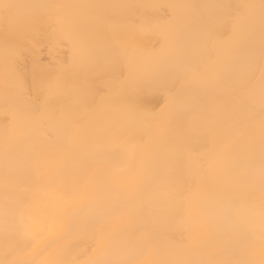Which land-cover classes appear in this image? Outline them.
Masks as SVG:
<instances>
[{
  "label": "snow or ice",
  "instance_id": "6c2138e0",
  "mask_svg": "<svg viewBox=\"0 0 264 264\" xmlns=\"http://www.w3.org/2000/svg\"><path fill=\"white\" fill-rule=\"evenodd\" d=\"M29 7L0 0V264H264V23L230 3L171 4L164 25L128 14L150 4ZM44 41L64 59L38 75ZM175 232L191 241L162 245Z\"/></svg>",
  "mask_w": 264,
  "mask_h": 264
},
{
  "label": "bare ground",
  "instance_id": "6f19581e",
  "mask_svg": "<svg viewBox=\"0 0 264 264\" xmlns=\"http://www.w3.org/2000/svg\"><path fill=\"white\" fill-rule=\"evenodd\" d=\"M9 3L13 5L19 6L20 13H27L31 9L29 6L38 3L39 0H8ZM46 2L52 3H93V2H107V3H124V4H150L156 5L158 7L154 9H133L128 13L129 15L145 16L149 22H156L161 25L166 24L169 21V16L171 10L167 7L171 4H184V3H230L232 5V12L239 13L242 23L247 27L248 25H252L256 34H259L260 28L264 20L261 18V13L258 8L250 9L245 7V5L258 4L259 0H46ZM16 10L13 9V12ZM3 9L0 8V59L3 57V44L5 40V36L3 33L5 18L3 16ZM227 30L222 29L218 39L222 43V45L227 48L232 46L236 39L230 40L228 35L226 34ZM13 37L10 35L9 39ZM157 36L154 34H145L140 37V43L142 47L146 50H151L155 45ZM33 52L38 51L39 60L42 62L36 68V72L38 75H42L48 69V67L52 64H56L61 62L64 59V50L55 46L54 44H49L48 41L42 42V46L39 50H32ZM22 59V66L25 76L27 78V82L31 83L32 73H33V59L29 54V50H25ZM255 86V90L259 92V70L253 75L251 81H249V86ZM91 87L93 90L103 93L105 90V82L102 79H95L92 81ZM152 106H155V102H153ZM5 119V115L3 110L0 109V123H2ZM256 136L259 137V130H256ZM119 145L113 144L111 148L113 151L118 150ZM134 183V178L130 181H126V184ZM258 203V201H257ZM39 207V205H37ZM170 222H175V217H170ZM191 241V237L187 233L175 232L171 234H165L162 238V245L164 246H173V247H181ZM77 242L86 246L88 244L87 235H81L77 238ZM7 244L6 240H0V260H8L11 259V256L5 255V245ZM236 259H247V260H256L258 261L261 258V253L259 249L251 252L247 256L243 257H235Z\"/></svg>",
  "mask_w": 264,
  "mask_h": 264
}]
</instances>
